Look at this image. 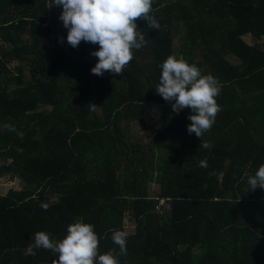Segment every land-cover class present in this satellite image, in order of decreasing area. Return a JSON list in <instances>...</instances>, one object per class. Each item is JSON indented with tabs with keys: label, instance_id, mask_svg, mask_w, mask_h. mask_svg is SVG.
<instances>
[{
	"label": "trees",
	"instance_id": "obj_1",
	"mask_svg": "<svg viewBox=\"0 0 264 264\" xmlns=\"http://www.w3.org/2000/svg\"><path fill=\"white\" fill-rule=\"evenodd\" d=\"M58 7L0 0V179L24 184L0 195V264H52L49 250H24L37 231L62 239L77 218L94 225L100 254L119 253L113 230L128 233L120 264H264V189L247 182L264 164V0H155L160 29L137 21L147 43L122 76L91 73L99 45L70 46L63 22H49ZM169 55L223 86L202 138L187 131L190 109L156 93ZM147 103L161 128L129 140Z\"/></svg>",
	"mask_w": 264,
	"mask_h": 264
},
{
	"label": "clouds",
	"instance_id": "obj_2",
	"mask_svg": "<svg viewBox=\"0 0 264 264\" xmlns=\"http://www.w3.org/2000/svg\"><path fill=\"white\" fill-rule=\"evenodd\" d=\"M155 0H54V6L62 7L59 19L68 29L67 43L76 48L83 42L98 44L99 49L91 55L98 62L91 68V73L103 76L107 71L122 76L126 67L134 59V50L141 49L146 43L145 35L139 30L137 21L147 22L151 29H160V23L152 15ZM166 5H160L164 7ZM53 7V6H52ZM50 8V7H49ZM159 83L155 90L166 102L171 103L175 113L190 109L187 126L189 134L202 138L215 124L222 106L217 97L222 84L211 73L202 74L195 64H190L181 55H169L160 65ZM11 90V89H10ZM90 112L96 106L89 103ZM11 130V129H10ZM23 138V133H18ZM202 141V140H201ZM204 148H211L207 141L200 143ZM207 160L200 161V167L206 168ZM252 191L258 187L264 189V164L255 174L248 177ZM47 209V204H42ZM128 233L113 230L111 239L119 246L104 254L99 252V236L94 225L85 223L83 218L67 226V234L59 240L51 233L37 231L24 250L25 255H36V249L49 250L54 254L52 264H120L119 256L127 254Z\"/></svg>",
	"mask_w": 264,
	"mask_h": 264
},
{
	"label": "rangeland",
	"instance_id": "obj_3",
	"mask_svg": "<svg viewBox=\"0 0 264 264\" xmlns=\"http://www.w3.org/2000/svg\"><path fill=\"white\" fill-rule=\"evenodd\" d=\"M62 10H63L62 7H58L54 12L51 13V15L49 16V22L51 23V25L54 24V22L59 19V16ZM53 13L55 14V16H53ZM59 21L61 20L59 19ZM24 38L27 39V37H24ZM52 38L54 39L59 38V35L53 34ZM245 40L250 45L255 44V40L251 36L245 37ZM21 65H24L22 64L21 59H16V58L11 60V62L8 64V68L11 70V72H13L12 74L13 76H16L18 74L19 72L18 68ZM28 71H29V68L26 65L24 72L26 74H29ZM160 128H161V115H160L159 106L155 104L147 103L145 105V114L143 116L142 121H137L131 124V128H130L131 134H130L129 140H131V138L134 140L135 138L144 139V142L147 144L150 142V140L147 138V134L150 132V130L160 129ZM23 187H24V184L20 180L13 179V178L0 179V195L2 196L7 194V192L10 189L21 190L23 189ZM149 187H150V195L157 196L159 187L156 184H150ZM55 200L56 199H53L52 202H55ZM163 203L165 204V207L167 209L168 204H166L164 201L162 202V204ZM125 222H126L127 231L129 233H133L135 231L133 223H130L128 219Z\"/></svg>",
	"mask_w": 264,
	"mask_h": 264
}]
</instances>
